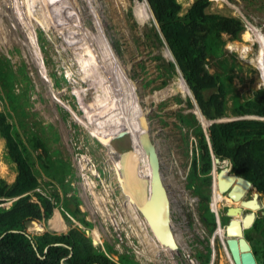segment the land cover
Returning <instances> with one entry per match:
<instances>
[{
  "label": "rangeland",
  "instance_id": "rangeland-1",
  "mask_svg": "<svg viewBox=\"0 0 264 264\" xmlns=\"http://www.w3.org/2000/svg\"><path fill=\"white\" fill-rule=\"evenodd\" d=\"M212 1L221 3L227 12L243 20L242 32L245 29L251 41L238 32L236 39L225 48L237 59L255 66L257 73L251 87L264 90V0ZM163 2L0 0V59H6L17 74L15 93H24L21 104L25 122L29 127L35 123L43 128L50 151L68 166L65 187L54 182V186H39L28 193L32 202L36 201L35 192L50 199L57 192L61 199L47 224L39 223L35 234L51 232L65 236L76 229L96 241L114 261L119 259L125 264H202L205 260L204 256L199 259L202 251L209 253L208 264H232L223 246L225 238L218 234L217 221L221 228L225 227L228 222L225 210L236 205L225 199V194L215 204L210 187L208 205L212 206V211L207 207L214 214L216 227L209 234L208 227L201 222L200 200L187 181L192 158L195 156L197 160L198 156L196 141L177 119L178 113L195 112V107L186 109L188 93L179 71L167 85L159 88L165 72L159 65L164 63L162 58H172L167 46L171 43L168 39L166 44L162 36L165 45L160 50L149 30L152 27L156 31L154 19L157 28L165 34L160 25ZM115 81H123L126 93L133 98L127 104L122 100V104L134 113L133 106L138 107L136 119L140 122L143 117L147 119L151 136L157 143L161 173L171 201L172 233L181 248L178 254L163 252L150 230L144 224L138 226L125 213L124 198L107 156L111 153L87 128L89 124L95 125L92 120L97 119L107 104L112 105L114 100L106 93ZM112 93L116 96L117 92ZM116 98L115 109L119 96ZM176 98L181 103H177ZM3 109L4 103L0 100V111ZM115 113L118 112L113 110L105 114L113 116ZM198 118L201 124L204 120L199 114ZM104 119L109 120L106 116ZM204 119L207 123L203 129L209 125L208 119ZM127 131L123 121H110L101 136L125 148L130 144ZM2 148L0 141V152ZM229 169L227 161L216 166L217 171L224 173H230ZM0 177L10 184L15 179V173L1 157ZM255 192L251 189L245 199ZM65 199L73 200L72 208L77 206L86 224L65 213L62 207ZM260 199L264 205L261 195ZM15 200L4 201L0 209L14 206ZM262 211H257L256 216ZM145 238L155 242L152 250L147 248Z\"/></svg>",
  "mask_w": 264,
  "mask_h": 264
},
{
  "label": "trees",
  "instance_id": "trees-1",
  "mask_svg": "<svg viewBox=\"0 0 264 264\" xmlns=\"http://www.w3.org/2000/svg\"><path fill=\"white\" fill-rule=\"evenodd\" d=\"M221 5L212 0H164L160 14L165 34L160 32L166 44L169 39L168 49L190 89L184 83L188 93L186 109L193 107L194 97L208 121L236 119L214 122L203 129L194 114H177V119L196 141L198 156L197 160L195 156L192 158L187 181L200 200L201 222L208 227L209 234L216 227L214 214L207 207L212 210L208 201L214 158L227 161L229 172L248 180L264 198V90L251 87L257 73L255 66L237 59L225 48L242 32L244 22ZM149 31L153 43L160 50L164 48L154 28ZM162 60L164 63L159 67L165 72L159 88L177 75L173 62ZM16 80L17 74L10 69L8 61L0 59V100L4 103L0 111L3 144L0 157L15 173L11 184L0 177V204L16 198L14 206L0 209V264H125L119 259L114 261L76 229L65 236L51 232L25 233L30 221L47 224L53 209L61 202L57 192L52 199L35 192V202L30 201L28 193L54 182L65 187L68 166L50 151L43 128L35 123L29 127L25 122L21 104L24 93H15ZM176 102L181 103V100L176 98ZM196 103L195 113L201 116ZM72 202L65 199L63 210L74 220L86 224L77 206L72 208ZM244 238L256 264H264V214L245 231ZM208 261L209 254L202 264Z\"/></svg>",
  "mask_w": 264,
  "mask_h": 264
},
{
  "label": "water",
  "instance_id": "water-1",
  "mask_svg": "<svg viewBox=\"0 0 264 264\" xmlns=\"http://www.w3.org/2000/svg\"><path fill=\"white\" fill-rule=\"evenodd\" d=\"M152 21L161 41L165 45V41L157 25H155L154 19ZM170 60L175 65L176 73L178 74L175 61L171 57ZM188 98L190 99V97ZM191 101L195 107V103L193 100ZM192 113L195 115V118L200 121L197 114L194 111ZM224 121L229 120H211L208 124ZM141 122L142 124H139L140 126L138 127L135 138L138 140L137 142L144 153L145 164L147 165L146 172H143L144 170L142 171L141 169L142 163L135 159L133 161L132 158V161L129 163L131 166L129 169L132 172L125 175L122 172L123 163L116 165V162L120 161V155L116 154L112 157V155L109 156L107 154V156L111 163L115 183L120 189L124 201L133 209L138 218H141L143 224L150 230L163 252L178 254L181 248L179 242L176 241L172 233V223L170 219L171 201L167 185L161 173L158 146L151 136L147 119L143 117ZM201 126L204 128L205 124L201 123ZM127 150L129 151L127 154H130L133 150V146L131 145ZM124 155H126V153ZM217 165H220V160L214 158L210 173L212 191L214 189L217 190L220 195L225 194L226 199L236 205L227 207L226 210V216L231 219L225 227H222V236L225 238V242L223 243L224 249L230 257L232 264H256L250 245L244 238V231L248 230L254 223L257 217L256 212L264 209L260 194L257 193L250 182L245 178L232 173H224L220 170L217 171ZM251 189H254L256 192L252 194L251 198L245 199L247 193ZM245 210L247 213L243 214ZM260 214L263 215L264 212L262 211ZM159 216V224L163 227L164 241H160L155 234V231H157V223L153 221L155 219L154 217L158 218ZM38 224L39 223L36 221L28 222L25 226V233L28 235H35L36 231H38ZM218 226L220 227L219 220L217 221V227ZM214 235H216V231ZM93 244L98 246L96 241H93Z\"/></svg>",
  "mask_w": 264,
  "mask_h": 264
},
{
  "label": "bare ground",
  "instance_id": "bare-ground-1",
  "mask_svg": "<svg viewBox=\"0 0 264 264\" xmlns=\"http://www.w3.org/2000/svg\"><path fill=\"white\" fill-rule=\"evenodd\" d=\"M70 8V7H69ZM222 12H224V11H222ZM221 12V13H222ZM225 13V12H224ZM152 14V13H151ZM228 14V13H227ZM155 21V20H154ZM242 22V21H241ZM247 29H250V27L249 26H247ZM251 33V32H250ZM240 35H241V37H243L244 39L246 38V37H248L249 39H246L247 41H251L250 40V37H249V33H245V29H244V31L243 32H241L240 33ZM37 40V39H36ZM242 43V42H241ZM78 44V43H77ZM77 44H76V46H77ZM89 49V48H88ZM169 52H170V50H169ZM170 54H171V52H170ZM38 56V55H37ZM171 56H172V58H173V60L175 61V59H174V57H173V55L171 54ZM110 59V58H109ZM84 60H86V59H84ZM84 62V61H83ZM86 62V61H85ZM175 63H176V61H175ZM176 65H177V63H176ZM90 67V66H89ZM87 68V67H86ZM95 68V67H94ZM177 69H178V71H179V73L181 74V77H182V79H183V81H184V83H185V85L188 87V85H187V83H186V81L184 80V78H183V76H182V73H181V71H180V69H179V67H178V65H177ZM70 71V70H69ZM105 71V70H104ZM114 71V70H113ZM94 72V71H93ZM119 74V73H118ZM90 75V74H89ZM120 78H121V76H120ZM99 84V83H98ZM100 85V84H99ZM106 86V85H105ZM108 86V85H107ZM106 86V87H107ZM110 86V89L108 88L107 90H110L109 92L108 91H106V92H108V93H106V94H108V96H109V99L111 100V98H112V100H114L113 101V103H112V105L111 106H109L108 104H107V108H105L104 110H103V112L101 111L99 114H98V117H97V119L96 120H92V122H94L95 123V125H92V124H89L88 126H87V128H88V130H89V132L91 131V134L94 136V137H96L99 141H101L102 142V144L107 148V149H109V151H110V153H111V155H112V157L113 156H115L116 155V153H117V155L119 154L120 155V161H118V162H116V165H119L120 163H123L122 164V172L125 174V175H127V173L128 174H130V172H132L129 168L131 167L130 165H129V163H130V161H132L131 159L133 158V161H134V159L135 160H138L139 162H141L142 163V165H141V169H142V171L143 172H146V162H145V157H144V153H143V151L141 150V148H140V146H139V143L137 142L138 140L135 138V135H136V132H137V130H138V127L140 126L139 124H142L138 119H136L137 118V113H138V107L136 108L135 106H133V109L135 110V113L134 112H132V110L131 111H128L127 110V107H126V105L125 104H127V102H129V101H132V95L130 94V96L128 95V93H126V90H125V85L123 84V81H115V84H114V82H113V84H110L109 85ZM111 86L113 87V89L111 88ZM104 89V88H103ZM188 89H189V87H188ZM190 90V89H189ZM117 92L116 93V96H119V101H118V105H117V107L118 108H116L115 109V104H116V102H117V99L118 98H116V96H114L113 95V93L112 92ZM191 92V91H190ZM110 93H111V95H110ZM129 97H128V96ZM110 96H112V97H110ZM100 97V96H99ZM106 97V96H105ZM115 97V98H114ZM192 97H193V95H192ZM94 99V98H93ZM131 99V100H130ZM108 100V99H107ZM106 100V101H107ZM110 100H108L107 102L109 103L110 102ZM125 102V104H122V102L123 101ZM193 100H194V102L196 103V101H195V99L193 98ZM123 102V103H124ZM109 104H111V103H109ZM115 105V106H114ZM122 105V106H121ZM125 105V106H124ZM196 106H197V108H198V110H199V112H200V114H201V116H202V118H203V124H205V123H207L206 122V120L204 119V116L202 115V113H201V111H200V109H199V107H198V105H197V103H196ZM114 107V108H113ZM113 110H115V112H118L117 114L115 113V115H116V119H114L113 118V116H115V115H113V116H109V115H107V114H105L106 112L108 113L109 111H113ZM104 116H106L109 120H105L104 119ZM198 116V115H197ZM129 117V118H128ZM95 119V118H94ZM110 121H112V122H114V121H123V123L124 124H126L127 125V128H128V131H127V136H128V138H129V141H130V144H129V146H126L125 148H120L119 146H116V145H113L112 143H110L108 140H105L102 136H101V132H102V129L105 127V125L108 123V122H110ZM133 146V150H132V152H130V154H127V153H129V151L127 150V149H129L130 148V146ZM129 147V148H128ZM114 152V153H113ZM116 152V153H115ZM126 153V155H124ZM110 156V155H109ZM134 156V157H133ZM91 194H92V192H91ZM212 196V195H211ZM213 197H214V202H215V204H217V203H219L221 200H222V196L217 192V190H214L213 189ZM226 199V198H225ZM94 200H95V202H97V198H96V196H94ZM230 202V201H229ZM123 209H124V211H125V213L126 214H129L132 218H133V220L135 221V223L138 225V226H140V227H143L144 225H143V222L138 218V216L136 215V213L133 211V209L125 202V201H123ZM155 218V219H154ZM153 219H154V221L153 222H156L157 224V226H156V228H157V231H155V234H156V237L160 240V241H164L165 240V238L163 237V227H162V225L161 224H159V222H160V216L158 217V218H156V217H154ZM39 228V227H38ZM145 229V228H144ZM147 229V228H146ZM148 231H149V229H148ZM144 232V231H143ZM150 233V232H149ZM218 234H219V236L220 237H223L222 235V228L221 227H219L218 228ZM152 235V234H151ZM145 240H146V242H147V244H148V246H147V248L150 250H152L153 249V243H155V242H152V239H151V241L150 240H148L147 238H145ZM155 248V247H154ZM160 250V249H159ZM153 251H155V250H153ZM160 253V252H159ZM172 256V255H171ZM228 256V255H227ZM232 263V262H231Z\"/></svg>",
  "mask_w": 264,
  "mask_h": 264
},
{
  "label": "flooded vegetation",
  "instance_id": "flooded-vegetation-1",
  "mask_svg": "<svg viewBox=\"0 0 264 264\" xmlns=\"http://www.w3.org/2000/svg\"><path fill=\"white\" fill-rule=\"evenodd\" d=\"M256 34H257V32H256ZM246 199H247V198H246ZM226 210H227V208H226ZM226 210H225V215H224L225 217H227V216H226ZM246 213H247L246 210L243 211V214H246ZM222 218H223V216H222ZM227 218H228V222H229V220H230L231 218H230V217H227ZM221 222H222V221H221ZM228 222H227V224H228ZM227 224H226V225H227ZM244 233H245V231H244ZM208 254H209L208 251H207V252H206V251H205V252H203V251L200 252V258H199V259L202 260V257H203V256H204L203 258L205 259L206 256H207Z\"/></svg>",
  "mask_w": 264,
  "mask_h": 264
}]
</instances>
